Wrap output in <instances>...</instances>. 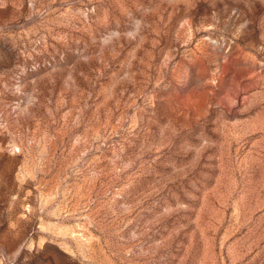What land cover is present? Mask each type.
Wrapping results in <instances>:
<instances>
[{
	"label": "rangeland",
	"instance_id": "rangeland-1",
	"mask_svg": "<svg viewBox=\"0 0 264 264\" xmlns=\"http://www.w3.org/2000/svg\"><path fill=\"white\" fill-rule=\"evenodd\" d=\"M0 264H264V0H0Z\"/></svg>",
	"mask_w": 264,
	"mask_h": 264
}]
</instances>
